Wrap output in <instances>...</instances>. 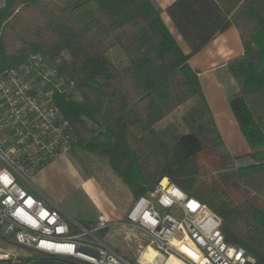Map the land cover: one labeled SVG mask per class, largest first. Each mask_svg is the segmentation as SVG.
I'll list each match as a JSON object with an SVG mask.
<instances>
[{
  "label": "trees",
  "instance_id": "obj_1",
  "mask_svg": "<svg viewBox=\"0 0 264 264\" xmlns=\"http://www.w3.org/2000/svg\"><path fill=\"white\" fill-rule=\"evenodd\" d=\"M214 1L244 47L228 65L238 86L230 107L251 165L228 154L190 56L150 0H5L0 74L48 59L74 83L53 98L75 146L104 159L136 201L167 178L221 218L228 244L264 264V0ZM30 254L20 263L79 264Z\"/></svg>",
  "mask_w": 264,
  "mask_h": 264
},
{
  "label": "built area",
  "instance_id": "obj_2",
  "mask_svg": "<svg viewBox=\"0 0 264 264\" xmlns=\"http://www.w3.org/2000/svg\"><path fill=\"white\" fill-rule=\"evenodd\" d=\"M73 88L41 55L0 74V264L17 262L3 246L79 264H133L100 237L113 226L128 237L139 235L161 264L171 258L183 264H257L225 241L217 214L167 178L135 202L126 220L101 216L91 227L71 224L58 207L30 193L32 174L67 156L77 142L53 98Z\"/></svg>",
  "mask_w": 264,
  "mask_h": 264
},
{
  "label": "crops",
  "instance_id": "obj_3",
  "mask_svg": "<svg viewBox=\"0 0 264 264\" xmlns=\"http://www.w3.org/2000/svg\"><path fill=\"white\" fill-rule=\"evenodd\" d=\"M189 63L198 73L205 99L228 154L250 161L248 145L230 107L238 86L229 71L231 61L244 53L238 29L227 20L214 0H150ZM5 0H0V8ZM251 165V164H249ZM28 190L50 207H58L70 221L91 227L101 216L122 222L134 204L112 200L99 183L84 177L71 157H61L31 176Z\"/></svg>",
  "mask_w": 264,
  "mask_h": 264
},
{
  "label": "rangeland",
  "instance_id": "obj_4",
  "mask_svg": "<svg viewBox=\"0 0 264 264\" xmlns=\"http://www.w3.org/2000/svg\"><path fill=\"white\" fill-rule=\"evenodd\" d=\"M112 55L118 59L120 52L118 50H114ZM65 157H71L75 164L79 167L80 171L84 174V177L95 179L112 200L120 202L121 204H135L136 199L133 197L128 188L124 186L112 172L104 159L89 155L78 146H74L73 150ZM206 157L208 158L206 159ZM216 158L217 157L204 154L200 157V160L206 159L207 161H210L209 163H211ZM238 164L240 167H243L252 164V162L243 160ZM100 237L103 238L118 253L129 259L133 264H138L141 257L143 264L162 263L159 254L153 248L150 247L146 250V241H144L139 235L135 234H131V237H128L125 229L123 228H119L117 226L110 227L101 232ZM3 247H7V249L11 250L17 256V262L15 264H23V262L20 263L19 257L22 256L24 258L32 253L28 250L13 246ZM151 252H153L154 259L149 262L146 258L149 257L148 254ZM166 264L183 263L175 258H171Z\"/></svg>",
  "mask_w": 264,
  "mask_h": 264
},
{
  "label": "bare ground",
  "instance_id": "obj_5",
  "mask_svg": "<svg viewBox=\"0 0 264 264\" xmlns=\"http://www.w3.org/2000/svg\"><path fill=\"white\" fill-rule=\"evenodd\" d=\"M148 255H149V257L146 258V259H147V261L151 262V261L154 259L153 252H151V253L148 254Z\"/></svg>",
  "mask_w": 264,
  "mask_h": 264
}]
</instances>
